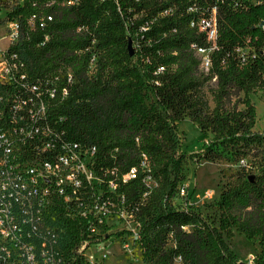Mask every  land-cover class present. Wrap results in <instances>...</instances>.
<instances>
[{
  "label": "trees",
  "instance_id": "obj_1",
  "mask_svg": "<svg viewBox=\"0 0 264 264\" xmlns=\"http://www.w3.org/2000/svg\"><path fill=\"white\" fill-rule=\"evenodd\" d=\"M63 1L14 8L22 27L7 53L22 64L0 78V95H55L48 116L61 117V136L94 147L90 169L122 197L145 263L245 264L228 241L236 231L257 240L253 263L264 264V132L250 97L264 93V0ZM32 14L43 24L29 27ZM212 16L210 41L199 20ZM184 117L205 138L198 160L238 164L204 207L174 203ZM59 218L68 261L86 224Z\"/></svg>",
  "mask_w": 264,
  "mask_h": 264
},
{
  "label": "built area",
  "instance_id": "obj_2",
  "mask_svg": "<svg viewBox=\"0 0 264 264\" xmlns=\"http://www.w3.org/2000/svg\"><path fill=\"white\" fill-rule=\"evenodd\" d=\"M22 2L0 0L1 79L11 77L12 68L22 64L15 52L7 53L20 39L21 15L13 11ZM35 21L43 24L33 14L26 24L32 27ZM199 29L213 41V16L199 20ZM196 53L207 67V50L198 47ZM54 96L0 95V244L4 247H0V264H104L107 247L115 242L107 226L111 217L125 216L127 234L137 243L122 197L104 192L90 169L94 147L61 136V117L48 116V101ZM127 176H134L133 169ZM113 188L110 183L109 189ZM58 215L66 220L82 218L86 224L68 261L58 246L65 239ZM21 229L27 230L18 235ZM117 243L121 254L131 251V244L121 238Z\"/></svg>",
  "mask_w": 264,
  "mask_h": 264
},
{
  "label": "rangeland",
  "instance_id": "obj_3",
  "mask_svg": "<svg viewBox=\"0 0 264 264\" xmlns=\"http://www.w3.org/2000/svg\"><path fill=\"white\" fill-rule=\"evenodd\" d=\"M250 97L256 108L255 128L257 131L264 132V93L255 91L250 94ZM177 132L181 141L180 151L184 154L182 164L184 179L181 183L183 192L176 195L174 203L182 207L188 204L202 206L204 202L215 197L225 185L233 181L234 171L238 168V164L198 160L193 153L201 148L205 138L187 117L178 121ZM128 224L129 222L125 219V216L123 218L111 217L108 219V230L112 231L110 237L112 236L115 242L108 243V256L104 260V264H147L141 258L137 243L131 239V235L127 234L128 230L125 227H128ZM121 228L125 233L118 234L121 231L118 229ZM25 230L27 229H21V232L18 231L17 234H23ZM119 238L123 242L131 244V251H126L125 255L121 254V250L118 249L117 241ZM228 241L242 263L254 264L253 259L259 249L256 239H247L244 235L234 231L233 236ZM0 247L4 249L1 244ZM251 257L253 258L251 259Z\"/></svg>",
  "mask_w": 264,
  "mask_h": 264
},
{
  "label": "water",
  "instance_id": "obj_4",
  "mask_svg": "<svg viewBox=\"0 0 264 264\" xmlns=\"http://www.w3.org/2000/svg\"><path fill=\"white\" fill-rule=\"evenodd\" d=\"M129 49H130V43H128ZM130 53H131V49H130Z\"/></svg>",
  "mask_w": 264,
  "mask_h": 264
}]
</instances>
